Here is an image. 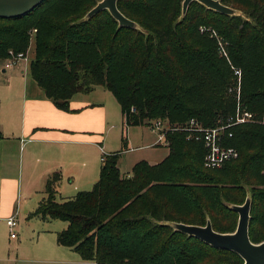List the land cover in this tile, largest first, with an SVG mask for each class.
<instances>
[{"label": "trees", "instance_id": "trees-1", "mask_svg": "<svg viewBox=\"0 0 264 264\" xmlns=\"http://www.w3.org/2000/svg\"><path fill=\"white\" fill-rule=\"evenodd\" d=\"M100 1L45 0L23 17L0 18V61L10 52L27 55L32 44L30 75L56 108L69 111L73 95L102 87L119 104L125 128L157 121L172 128L191 120L206 129L226 125L237 105L229 92L233 69L241 71L242 107L264 115V0H219L237 12L232 16L197 2L182 16L183 0H118L136 29L120 27L106 10L86 19ZM201 26L227 42L228 60ZM223 137L238 157L217 170L204 167L201 141L173 131L161 162L139 161L123 176L120 153L104 155L98 181L74 197L56 201L60 174L53 173L34 216L67 223L56 243L85 262L243 264L234 252L171 227L209 221L217 233H234L238 214L231 207L244 204L249 187V240L264 242V126H232ZM121 141L126 150L124 134Z\"/></svg>", "mask_w": 264, "mask_h": 264}, {"label": "crops", "instance_id": "crops-1", "mask_svg": "<svg viewBox=\"0 0 264 264\" xmlns=\"http://www.w3.org/2000/svg\"><path fill=\"white\" fill-rule=\"evenodd\" d=\"M30 60L24 69H6L0 61V264H55L67 257L56 243V234L66 229L67 223L52 231L41 227L35 259H26L20 257L21 244L15 243L17 236L10 237L6 219L16 215L18 223L22 211L27 219L48 223L34 214L47 197L45 182L53 173L60 174L54 188L55 199L60 189L70 194L65 196H72L88 191L98 181L104 155L122 153L116 148L106 151L111 137H115V124L121 120L124 126L119 104L116 109L107 98L95 94L103 88L95 87L89 93L73 95L69 111L60 110L32 79ZM126 140L127 149L123 152L129 153L132 149H128ZM151 145L139 148L149 149ZM167 155L168 149L161 160L146 162L155 165ZM37 194L40 200L31 204ZM47 233L54 236L43 238Z\"/></svg>", "mask_w": 264, "mask_h": 264}, {"label": "water", "instance_id": "water-1", "mask_svg": "<svg viewBox=\"0 0 264 264\" xmlns=\"http://www.w3.org/2000/svg\"><path fill=\"white\" fill-rule=\"evenodd\" d=\"M43 1L45 0H0V18L16 19L23 17ZM117 2L118 0H101L87 13L86 19L106 10L120 27L136 29L137 25L119 12ZM192 2H197L205 8L221 14L230 16L237 14L235 10L222 5L219 0H183L182 16L186 14ZM250 205V198H246L243 205L231 207L238 214L237 227L234 233H217L213 231L209 221L203 227L182 223L171 224V227L177 232L199 239L212 248L234 252L242 259L243 264H264V242L253 244L248 236Z\"/></svg>", "mask_w": 264, "mask_h": 264}, {"label": "rangeland", "instance_id": "rangeland-1", "mask_svg": "<svg viewBox=\"0 0 264 264\" xmlns=\"http://www.w3.org/2000/svg\"><path fill=\"white\" fill-rule=\"evenodd\" d=\"M241 17L243 15L241 14ZM32 47H30V52L27 55V60L26 61H21L16 67L21 69H24L25 66L28 65V62L30 58L32 57ZM20 69V70H21ZM234 80V79H233ZM235 81V80H234ZM95 94H99L100 97L107 98L113 106H115L116 109H118V104L113 98V96L107 92L104 91L103 89H97ZM121 120L119 123L115 124L116 128L114 130L115 137L112 136L109 147L106 148V151L108 149H113L116 148L118 151H122L119 161H118V168L120 169L121 173H130L132 166L139 162V161H158L161 160L163 155L166 154V146H156L158 145L156 143V140L158 139V135L154 133L150 128L146 126H135V127H129L125 128L123 124H121ZM125 135V137L128 139V149H132L131 152L129 153H124L123 152V147H122V135ZM142 138L144 141H142ZM153 144L150 146L149 149H143L140 150L142 146L148 145V144ZM155 143V144H154ZM155 145V146H154ZM113 151V150H112ZM106 153V152H105ZM158 164V163H157ZM130 175V174H129ZM128 175V176H129ZM125 176V175H123ZM92 189V188H91ZM89 189L88 191H90ZM58 195L56 196V199L58 201L65 200L71 197H74L76 194H73L72 196H65V195H70L67 194L66 191H62L61 189L58 190ZM54 192V189H53ZM245 194L247 198H249L250 195V188L245 187ZM40 200V195L37 194L33 200L31 201V204H35ZM28 215H24L21 211L20 215L18 216V223L17 226L12 230V232L17 236L15 243L21 244V249L19 251L20 257L22 256L23 258L26 259H35V249L37 248V233L40 230L41 227H46L47 229H50V231L58 229L62 226L65 225V223L61 221H50L48 223L42 222L37 218L33 219H27ZM54 235H51V233H47L45 237L43 238H51ZM54 238V237H53ZM45 239V242H46ZM64 248V247H63ZM60 249L63 250L64 254H66L67 257H62L58 262L55 264H94L93 262H86L82 263L80 257L70 251L69 249ZM77 260V262H76Z\"/></svg>", "mask_w": 264, "mask_h": 264}, {"label": "built area", "instance_id": "built-area-1", "mask_svg": "<svg viewBox=\"0 0 264 264\" xmlns=\"http://www.w3.org/2000/svg\"><path fill=\"white\" fill-rule=\"evenodd\" d=\"M201 34L207 35L210 39H213L217 45V52L221 58L228 60L227 42L220 37L216 30L201 26L199 27ZM27 55L22 53L14 55L10 52V57L4 62L6 69L14 68L20 61H26ZM233 77L236 81L235 88L229 89V92L233 90L236 92V112L235 115L230 118L226 125H221L216 128H203L196 121L191 120L186 128H172L165 124V122H154L150 129L158 135L156 143L159 145L167 146L166 134L173 131H184L187 133L188 140L201 141L206 150L204 156V167L211 170L221 169L227 162L235 160L238 157V152L232 147H226L223 145L224 132L232 126L245 125V124H259L264 126V115L261 118H255L253 114L246 111L239 101L240 80L241 71L233 69ZM134 112V110H131ZM228 137H231L229 134ZM16 215L6 219V225L11 230L10 237L14 239L16 236L12 230L17 226Z\"/></svg>", "mask_w": 264, "mask_h": 264}]
</instances>
